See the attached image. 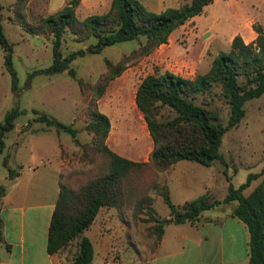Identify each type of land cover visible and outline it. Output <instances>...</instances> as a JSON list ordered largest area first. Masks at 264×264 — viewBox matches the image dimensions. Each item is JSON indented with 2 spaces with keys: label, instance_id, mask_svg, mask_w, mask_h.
<instances>
[{
  "label": "rangeland",
  "instance_id": "1",
  "mask_svg": "<svg viewBox=\"0 0 264 264\" xmlns=\"http://www.w3.org/2000/svg\"><path fill=\"white\" fill-rule=\"evenodd\" d=\"M30 1L16 4L13 0L12 6L8 7L6 5L10 0H0L5 6L2 10L4 33L12 45L11 51H5L0 45V123L4 122L8 111L16 109L21 112L15 121L14 130L5 138L6 148L0 155V186H7L12 179L9 177L10 169L15 174H22L33 158L42 156V149L50 151L51 144L57 141L55 128L34 121L42 114L65 125H73L78 130L77 137L81 144L88 145V149L82 150L69 133L60 132L61 139L69 146V150H65L62 155L65 164L61 183L72 190H78L92 180L103 177L109 170L110 158L98 153L93 134L86 131L85 127L90 122L93 109L106 114L113 127L110 145L118 151L115 153L125 155L130 158L128 160L147 164L130 170L124 180L128 198L118 206V210L111 209L114 222L121 221L125 227L122 235L125 246L121 254L123 264H128V259L133 260L134 264H141L139 259L143 260L156 253L161 242L156 220L166 219L170 208L160 195L168 188L166 180L169 171L159 172L150 163L154 142L144 116L136 106L138 86L148 74L155 71L195 78L208 71L209 66L205 60L207 58L211 67L216 54L198 53L196 50L193 53L192 49L191 58L190 51L196 34L186 23L171 34L167 44L161 45L148 56H141L137 52L146 43V39L141 38L104 47L100 53L78 56L71 63L75 78L68 71L51 76L32 75L52 65L53 37L30 35L24 30L27 26L40 25L52 15L47 10L48 0H34L33 6L29 8ZM189 1H182L181 6ZM77 16L83 21L89 15L79 13ZM96 44V38L78 41L72 33L67 32L61 51L64 56L81 50L88 52ZM5 54L13 57L19 80L17 90L12 89V76L4 66ZM203 59L204 62L200 64ZM120 62L124 63L125 70L107 83L104 95L97 99L96 88L108 76L109 64L117 66ZM79 80L84 82L83 87L79 85ZM91 99H95L92 107L89 105ZM203 102L208 110L217 114L220 124L227 125L230 105L221 87L215 86L211 92L196 100L199 105ZM244 108V119L223 137L219 150L222 159L210 167L193 162L196 172L189 173L198 182L199 194L191 197L197 199L208 192L211 199L221 200L224 197V200L230 185L238 189L247 182L249 175L263 172L264 95L247 102ZM174 117L175 114L169 109L161 110V121H170ZM148 156L149 160L143 161ZM184 176L182 172H175L172 178L177 181ZM263 180L264 172L243 191V196H249ZM1 197L0 194V207ZM143 198L151 199L154 211H149L148 206L140 203ZM221 205L225 206L226 203ZM78 242L79 239L75 240L69 247L70 259L77 252ZM7 257L8 248L1 237L0 261H5ZM117 258L121 259L120 256ZM109 263L115 264L112 259Z\"/></svg>",
  "mask_w": 264,
  "mask_h": 264
},
{
  "label": "trees",
  "instance_id": "2",
  "mask_svg": "<svg viewBox=\"0 0 264 264\" xmlns=\"http://www.w3.org/2000/svg\"><path fill=\"white\" fill-rule=\"evenodd\" d=\"M26 1L15 0V3ZM214 1L190 0L178 8H167L157 13L148 10L140 0H112L107 13L91 15L80 21L76 14L79 0H69L61 10L45 18L40 25L27 26L24 29L30 35L53 37L52 65L35 71L32 75L51 76L68 71L75 78L76 73L71 68V63L78 56L100 53L104 47L141 38H145L146 43L141 45L137 52L141 56H148L161 45L167 44L175 30L201 15ZM2 10L3 6L0 3V45L5 51H11L12 45L4 33ZM254 29L258 34L255 42L246 44L241 37H236L231 50L217 55L210 70L205 74L185 78L168 71L164 73L155 71L141 81L135 102L144 116L154 142L150 163L159 172H167L172 165L183 160L210 167L222 159L219 150L224 135L244 119L245 104L264 95V28L255 25ZM67 32L72 33L78 41L96 38L97 44L91 46L88 52L81 50L64 56L61 48ZM4 66L12 76V89L17 90L19 80L11 54H5ZM109 69L104 83L96 88L97 99L104 95L107 83L121 75L125 65L123 62L117 66L109 64ZM78 83L83 87L82 80ZM215 86L221 87L230 105V117L225 126L218 122L217 114L208 110L204 102L201 105L196 103L199 96L211 92ZM94 100H90V107L94 105ZM164 108L175 114L172 120L166 122L160 120L161 110ZM20 113L16 109L8 111L4 122L0 123V155L5 151V138L14 130L15 121ZM34 121L44 123L48 128L53 127L59 133H69L77 146L82 150L88 149V145L79 141L78 130L73 125H65L46 114L39 115ZM85 130L93 134L98 153L110 158V166L107 174L78 190L60 184L49 228L47 251L50 255L66 252L69 256L70 245L79 239L77 252L70 259L71 264L93 262L94 247L86 232L102 208H118L128 198L124 180L130 170L147 165L128 160L107 146L111 121L106 114L93 109ZM262 173L249 175L247 182L238 189L230 185L224 200L211 199L206 193L182 206H176L172 203L167 188L160 195L170 208L171 219L156 220L160 240L165 225L169 223L197 224L204 211L221 204L237 202L232 216L242 221L248 230V264H264V180L249 196H243V191ZM13 176L14 172L10 169L9 177L13 179ZM4 193L5 187L0 186V194L3 196ZM140 203L148 206L149 211H154L150 198H143ZM1 237L3 231L0 219Z\"/></svg>",
  "mask_w": 264,
  "mask_h": 264
},
{
  "label": "crops",
  "instance_id": "3",
  "mask_svg": "<svg viewBox=\"0 0 264 264\" xmlns=\"http://www.w3.org/2000/svg\"><path fill=\"white\" fill-rule=\"evenodd\" d=\"M12 1L6 6L11 7ZM33 1L29 2V8L33 6ZM182 1L187 0H140L148 10L157 13L167 8H178ZM68 2L69 0H48L47 10L53 15ZM111 5L112 0H79L76 14L102 15L110 10ZM2 6L4 9L5 6ZM255 25L264 28V0H215L201 15L186 24L196 34L190 56L193 58L195 50L198 53H215L216 56L229 52L236 37H241L246 44L253 43L258 36ZM205 62L209 71L211 67L207 58ZM112 129L111 125L107 143L118 153L110 145ZM60 134L57 132V141L51 144L50 151L42 149V156L33 158L22 174L14 173L13 179L5 186V193L1 197L0 219L8 257L5 261H0V264H71L68 253L50 255L47 251L50 223L56 208L65 164L62 155L65 150H69ZM148 160L149 156L143 161ZM175 172H182L185 174L184 178L174 180L172 175ZM189 172H196L194 164L183 160L172 165L167 174L170 198L176 206L196 199L191 196L199 194L198 182ZM236 206L237 202H230L225 206L219 205L204 211L197 224L186 222L165 225L156 253L143 260L139 259V262L248 264L249 233L246 225L232 216ZM111 209L118 210L116 207L102 208L86 232L94 247V259L91 264H110L109 260L118 256L121 259L117 258L116 261L123 264L121 254L125 246L122 235L125 227L121 221L114 222ZM166 219H171V215ZM128 261V264H134L133 260Z\"/></svg>",
  "mask_w": 264,
  "mask_h": 264
},
{
  "label": "built area",
  "instance_id": "4",
  "mask_svg": "<svg viewBox=\"0 0 264 264\" xmlns=\"http://www.w3.org/2000/svg\"><path fill=\"white\" fill-rule=\"evenodd\" d=\"M112 260L114 261L115 264H120L119 262L116 261L115 257H113Z\"/></svg>",
  "mask_w": 264,
  "mask_h": 264
}]
</instances>
